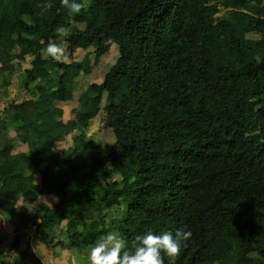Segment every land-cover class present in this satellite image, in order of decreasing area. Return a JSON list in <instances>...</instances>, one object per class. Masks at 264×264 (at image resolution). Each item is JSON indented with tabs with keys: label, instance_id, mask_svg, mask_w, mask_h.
<instances>
[{
	"label": "trees",
	"instance_id": "1",
	"mask_svg": "<svg viewBox=\"0 0 264 264\" xmlns=\"http://www.w3.org/2000/svg\"><path fill=\"white\" fill-rule=\"evenodd\" d=\"M76 2L87 5L79 14L60 0H0L1 95L18 81L0 110V211L27 208L13 215L9 248L0 241V264H43L41 249L57 248L89 264L109 231L131 245L180 228L191 238L164 264H264V0ZM49 41L85 54L45 58ZM93 68L103 80L81 96L75 79ZM74 100L75 118L63 121ZM100 110L114 141L106 156L82 158ZM49 195L51 206L36 204Z\"/></svg>",
	"mask_w": 264,
	"mask_h": 264
},
{
	"label": "crops",
	"instance_id": "2",
	"mask_svg": "<svg viewBox=\"0 0 264 264\" xmlns=\"http://www.w3.org/2000/svg\"><path fill=\"white\" fill-rule=\"evenodd\" d=\"M65 43L63 44V46ZM113 47V49L108 50V46ZM67 46V54L68 58L66 59V62L70 63L73 61H79L82 59L83 55L85 54V51L82 47L78 45H72L66 43ZM105 47L108 51L107 54H111V57L114 56L116 52H112L113 50H116V47L114 44H112L109 41H105ZM76 56V57H75ZM92 58V56H91ZM29 58H27L26 62L21 63V71L24 72L26 69L29 68ZM99 68H93V69H87L84 72H82L75 80L78 84L80 95L81 96H90L91 92L89 90V85L92 83H100L103 80L104 71H99ZM17 85L18 81L17 78L12 79V86L7 90V94L1 95L0 93V110L5 107V105L8 103L7 101H11L12 99L18 98L16 91H17ZM19 102L24 100L26 98V94L23 91H21L19 96ZM70 103L63 104L62 105V119L63 121H67L70 119H74L75 115L73 114V110L77 107V101H69ZM108 118L106 114H104L101 110L98 111V113L94 116V118L91 120V123L87 129V136L92 140L93 142V148L84 153L81 154L80 151H77V154L80 155L82 158L88 159L95 153H100L102 156H106L108 150L110 149V146L112 145L114 139L111 132V129L109 128L108 124ZM69 138H66L65 141L56 143L54 145V150L58 153H60L63 149H65L68 146ZM96 145V147H95ZM20 148L16 146V151H18ZM22 151H25V147L21 148ZM82 152V151H81ZM88 154L87 156H85ZM118 177L115 175L112 180H117ZM40 183V177L36 176L34 180V184L31 185L32 191H37L39 188ZM122 187V186H121ZM54 202V196H46L42 200H38L36 204L44 203L47 206H51V204ZM36 204H33L31 207H36ZM10 209H14L15 212L19 211H27V208H24L22 201L19 200L17 203L12 202L10 203ZM13 211L10 212L12 215ZM12 223L9 222V218L2 216V213L0 211V241L5 245V248L8 249L10 245V242L7 241V235H10V225ZM18 226V225H16ZM11 236V235H10ZM13 241V240H12ZM42 254V262L43 264H78L79 260L77 258V254L72 250H63L62 248H57L53 250L54 256H48L46 253V257L43 256V252H46L45 249H41ZM9 254H12V252H9ZM19 254V250L16 252V255ZM14 257V256H13ZM6 260H9L6 258Z\"/></svg>",
	"mask_w": 264,
	"mask_h": 264
},
{
	"label": "clouds",
	"instance_id": "3",
	"mask_svg": "<svg viewBox=\"0 0 264 264\" xmlns=\"http://www.w3.org/2000/svg\"><path fill=\"white\" fill-rule=\"evenodd\" d=\"M63 7L73 14H79L86 8L84 2L76 0H60ZM42 12L53 7L51 3L40 6ZM56 32L61 37L69 35V29L58 27ZM45 58L63 62L68 58L66 43L64 46L49 41L43 49ZM191 231L180 228L172 232L156 234L149 230L135 236L131 245L116 231L107 232L88 253L89 264H164V256L174 261L181 254L182 246L191 238ZM163 253V255H162Z\"/></svg>",
	"mask_w": 264,
	"mask_h": 264
},
{
	"label": "rangeland",
	"instance_id": "4",
	"mask_svg": "<svg viewBox=\"0 0 264 264\" xmlns=\"http://www.w3.org/2000/svg\"><path fill=\"white\" fill-rule=\"evenodd\" d=\"M108 46V45H107ZM110 49H113V47H110V46H108V50H110ZM112 52H116V50H113ZM115 56H116V53L114 54V58H115ZM76 57V56H75ZM114 58L112 59L111 58V55H110V65L113 63V61H114ZM100 70L99 71H104L105 69H103V68H99ZM81 154H83L84 155V152H80ZM88 154H86L85 156H87ZM12 203V202H11ZM11 211H13V213H12V215L10 214V215H8L6 218L8 219L9 218V222L10 223H12V225L13 226H11L10 224V227H11V229H10V232H12V233H10V235H7V241H9L10 242V244H11V242H12V240H14L15 239V237H16V235H17V233H18V229H17V226L16 225H18V221H17V219L13 216L14 215V209H12ZM115 215V214H114ZM3 216V215H2ZM9 246V245H8ZM14 253V252H13ZM162 255H163V253H162Z\"/></svg>",
	"mask_w": 264,
	"mask_h": 264
}]
</instances>
